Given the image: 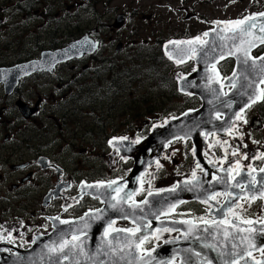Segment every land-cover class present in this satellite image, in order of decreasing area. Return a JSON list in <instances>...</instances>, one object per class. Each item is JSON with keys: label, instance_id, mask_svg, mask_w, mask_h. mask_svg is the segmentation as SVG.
<instances>
[{"label": "flooded vegetation", "instance_id": "af4514ba", "mask_svg": "<svg viewBox=\"0 0 264 264\" xmlns=\"http://www.w3.org/2000/svg\"><path fill=\"white\" fill-rule=\"evenodd\" d=\"M103 1L0 0V264H213L212 259L217 264H264V245L257 247L264 238V63L240 77L236 60L219 57L220 47L215 46L206 73L198 77L199 56L209 44L195 45V56L188 47L169 58L166 45L197 36L173 39L162 47L160 56L167 67L160 81L167 84L157 87L170 94H158L157 101L179 97L188 107L165 119L159 118L161 111L155 108L108 124L111 118L105 115L114 112L109 110L110 101L126 92L120 74L113 68L98 77L95 83L100 89H93L83 100L81 85L100 65L110 62L112 67V61H120L119 55L135 50L136 43L113 39L117 32L121 37L132 34L121 31L141 15L142 6L117 9L108 18L113 22L108 25L107 41L116 44L113 54L107 42L97 37L98 26L81 35L71 24L64 31L60 27L68 16L74 17L75 8L86 6L88 13L95 14V6ZM109 13L105 9L103 16H94L103 20ZM148 13L142 19L150 22L152 14ZM120 18L122 25L116 28ZM218 26L200 37L222 47L229 31L226 26L209 39V32ZM85 35L97 43L91 54L48 68L33 66L43 53L61 51ZM250 57H264V43L255 45ZM161 60L154 62L158 70ZM20 68L27 74L14 82L7 73ZM172 68L176 70L169 72ZM190 77L193 88L215 87L221 99H229L213 113L218 129L200 130L196 140L178 137L161 149L158 142L162 138L156 135V143L145 148L156 131L202 107L195 90L179 88V81ZM103 91L108 95L95 98L96 92ZM238 105L242 118L238 120L236 114L232 121H225L224 110ZM93 116L100 121L90 122ZM123 143L133 148L122 150L118 145ZM134 157L151 160L137 179L131 178ZM113 180L117 183L107 187ZM128 193H133L130 199ZM162 194H167L168 201L160 211L158 196ZM147 198L151 207L144 212L142 204L149 203ZM133 202L138 206L133 207ZM222 220L227 223L221 224ZM126 229L134 234L121 231ZM225 232H232V238ZM233 233L249 235L251 244H257L255 249L231 256L239 241ZM212 235L215 245L208 243ZM207 243L215 258L213 254L208 258ZM159 250L158 257L147 260ZM85 251L93 254L81 260Z\"/></svg>", "mask_w": 264, "mask_h": 264}, {"label": "rangeland", "instance_id": "374dc122", "mask_svg": "<svg viewBox=\"0 0 264 264\" xmlns=\"http://www.w3.org/2000/svg\"><path fill=\"white\" fill-rule=\"evenodd\" d=\"M136 5L142 6L143 12L137 19L129 20L126 28L121 31V33L132 32V34L121 37L122 34L117 32L113 39L136 43L133 45L135 50L119 55L120 61H112V67L109 65L110 62L105 66L100 65V69L95 70L92 76L84 80L81 85L85 91L81 94L83 100L90 95L93 89L96 91L100 89L95 83L98 77L106 76L113 68L120 74V83L125 86L126 92L121 95L120 99L110 101L109 110L114 112L105 115V117L111 118L108 124L116 123L120 119L128 121L137 112L144 114L155 108L161 111L158 114L161 119L171 116V113L179 114L188 107L187 103L179 97H172L167 102L157 101L158 94H170L157 89L160 84H167V81H160L167 71L165 62L161 60L163 55L160 57L162 47L173 39L201 36L204 31L210 30L214 26H226L228 21L243 20L247 17H261L259 14L264 13V0H113L111 2L105 0L94 8L96 16L100 17L104 15L105 9L110 11L103 20L95 17V14L88 13V7H77L71 14L74 17L68 16L60 27L64 31L71 24V28L78 30L81 35L98 26L100 32L97 37L100 36L105 40L104 42H107L109 39L108 25L113 23H109L108 18L113 16L117 9L124 10L126 6L136 8L138 7ZM145 10H149L148 12L152 14L150 22L142 19L143 15L149 14L144 12ZM54 12L56 11L54 10ZM51 17L54 19V14ZM106 45L109 53L113 54L116 44L108 45L107 42ZM155 60H161L159 65L161 70L156 68ZM174 70L176 68L170 69L169 72ZM179 70L176 71V75L180 72ZM106 95L108 93L104 91L100 94L96 92L95 98ZM91 121H100V119L93 116L90 118ZM80 143L81 140L77 142L78 145Z\"/></svg>", "mask_w": 264, "mask_h": 264}, {"label": "water", "instance_id": "95a60500", "mask_svg": "<svg viewBox=\"0 0 264 264\" xmlns=\"http://www.w3.org/2000/svg\"><path fill=\"white\" fill-rule=\"evenodd\" d=\"M116 23L117 24H115V27L119 28L122 25L121 18L120 19H116ZM253 24L256 27V29H254V30H252L253 27H249L250 25H253ZM261 26H264V17L257 18V19H252V20L248 21L247 24H245L243 26L245 29H247V31L244 32V33H241L239 31H236V32L231 31L229 34L224 36L223 41H222L224 45L222 47L219 46V44H216L214 42V40H211L210 42L208 40L207 44H209V45H208L206 53L203 52L199 56V59H200L199 64H200L201 68L198 71L197 76L198 77L199 76H203L206 73V68H207L208 63H209L208 58L211 55H215L210 50H211V48H214L215 46H217V47H220V51H219V55L220 56L222 55V57L235 58L236 63H237L236 72L240 75V77H242L241 75L243 73L247 72L248 69L253 66V61H251L249 59L250 57L249 56L247 58L245 57L244 49H247L248 50V54H249V52L254 48V47H249V42H253L255 45L261 44V42H259L260 41L259 37H264V32L261 31ZM217 31L218 30H216V32ZM209 33H210L209 34V39H210L211 35L214 32H209ZM96 45H97V43H93L88 38V35H85L80 40L69 44V46H67L65 49H63L61 51H55V52H52V53H49V52L43 53L41 55V60L35 62L33 66L35 68H37V69L48 68V67H52V65H54L55 63L68 61V60L73 59V58H80L84 54H91L94 51V48L96 47ZM188 47H189V45H187V44H183V45L179 44V45H177V44L173 43V44H170L169 46L166 47V52L170 56L171 53L176 52L178 49H180V48L185 49V48H188ZM245 60H246V62H245ZM258 63H264V60H262V59L256 60L255 61V66ZM37 65H38V67H37ZM255 66H253V67H255ZM25 73H26V69L25 70H21L19 72V74L12 73V74H14V76H12V78L14 77V79L17 80V79L21 78L23 75L25 76ZM189 79H191V77L187 78V79H184V80H181L179 82V88H180L181 91H182V89L185 90V88L186 89L188 88V89L193 90V91L195 90L196 94L203 101L202 108L199 111H197V112L188 113V114L182 116L180 119L170 122L166 127L156 131L147 140L146 145L144 146L145 148H147V147L150 148V147H152V144L156 143V140H155V136L156 135H160V137L162 138L158 142L159 149H161L167 142H169L171 140H174V139H176L178 137H184V138L191 137V138H194L196 140L195 137H196L197 133L200 130L207 131V132H214V131H216V129H218L219 124H217L215 122V120L213 119V117H212L213 113L219 107H221V106L225 107L227 105V101L229 99L226 98L227 101L221 99L220 95H219V91H217L215 89V87H209V88H206L204 90L202 88H196L195 89L188 82ZM233 94L235 95L234 91H233V93L230 94V96H229L230 99H231V96ZM248 102H251V101H248ZM240 107H242V106H240V105L235 106L233 108H230L227 112H226V110H224L225 111L224 114L227 117V118H225V121H227V122L228 121H232V119L235 117L237 112L240 110ZM223 123H224V121H223ZM127 146H131L133 148V145H125L124 143L121 144V145L120 144L118 145V147H120L122 150L124 148H127ZM134 160H135V165H134V169L132 170V173H131V178H133V179L136 178L137 179L139 173L145 169L146 165L149 164L151 160L144 158L143 160L140 161V160H138L137 157L136 158L134 157ZM111 189L112 188H110V190ZM167 194H162V195L158 196V198L160 199L159 200L160 211L167 206V204H165L166 203L165 201L167 200V197H166ZM147 200H149V203H143L142 204V210H144V212H145V210L147 209L148 206L151 207L150 198H147ZM132 212H134V211H132ZM129 213H131V210H130ZM231 233L227 235L228 239L232 238L231 237ZM212 234H214V233H212ZM214 235H212L211 238L209 237V239H208V243L211 244V245H215V243H216L215 242V237L216 236H214ZM233 236L235 238L238 236L239 237V241L237 242L238 244L237 243L235 244V247H234V249L231 252V253H233V254H231V256H234V255L235 256H240L243 253H245V252H247V251H249L251 249H255V247H253V246H256L257 244H258L257 247L259 245H261V246L264 245V238H260V240H258V243L256 245H252L251 244V240L248 239L249 235L247 236V234L244 237H242L241 235H239V233H237V234L233 233ZM86 240H88V239H86ZM208 243H207V246H206L207 247L206 248V254H207L208 258H209V255L213 254L214 252L210 251V247L211 246ZM224 247H225V245H224ZM92 248H93V250H95L96 245H93ZM234 252H236V253L234 254ZM89 253H90L89 251H85V253L84 252L81 253V255H80L81 256V260L83 258H84L83 260H87L89 255L93 254L92 252H91L92 254L91 253L89 254ZM224 253H225V251H224ZM100 254H102V252ZM159 254H160V250L155 252L154 255H150L147 258V260H150V259L154 260L155 256L158 257ZM103 255H105L104 252H103ZM94 256H96V255L94 254ZM213 257L215 258V255ZM212 260H213V264H215L216 263L215 260L214 259H212ZM82 262H85V261H82Z\"/></svg>", "mask_w": 264, "mask_h": 264}, {"label": "snow or ice", "instance_id": "6c2138e0", "mask_svg": "<svg viewBox=\"0 0 264 264\" xmlns=\"http://www.w3.org/2000/svg\"><path fill=\"white\" fill-rule=\"evenodd\" d=\"M259 15L264 16V13H260ZM250 19H254V17H247V18H245L243 20L228 21V22H226V27L228 28V30H231L233 32L239 31L241 33H244V32L247 31V29H245L243 26L245 24H247L248 20H250ZM217 23H219V22H217ZM249 27H255V25L253 24V25H250ZM261 31L264 32V26H261ZM207 35H208V33L205 32L204 36H207ZM259 39H260L261 43H264V37H259ZM170 43H174V44H177V45H179V44H187V45H189V51L193 54V56H195V53H196L197 49L194 46L199 44V45H201V48H203V45L207 44L208 42L206 40H203L200 36H197L193 40L173 41V42H170ZM254 46H255V44L253 42H249V47H254ZM244 55H245L246 58L248 57V50L247 49H244ZM169 58H171V56ZM221 58H223V57H221ZM261 59L264 60V58H261ZM178 62H182V61H178ZM245 62H246V60H245ZM253 66H255V61H253ZM261 70L264 71V67H262ZM212 71L213 72L216 71L215 70V66H213ZM217 75H218V73H217ZM261 82L264 83V81H261ZM232 86L235 87V84H233ZM225 95H227V94L225 93ZM262 96H264V93H262ZM253 103H255V100L253 101ZM248 106L250 107L251 105H248ZM217 118L219 119V115L217 116ZM241 118H242V116L240 114H237V119L239 120ZM109 143H112V141H110ZM233 154L235 155V153H233ZM159 166H160L159 163H157V167H159ZM197 167H199V164L197 165ZM237 168H239V161L237 162ZM261 171L264 172V169H261ZM193 177L195 178V173H193ZM253 179L255 180V178H253ZM116 183H117V181H114V180L110 181V182H108L107 187H112V185L116 184ZM235 186L239 187L240 185L237 184ZM116 191H119V189H116ZM172 191H175V189H172ZM151 194L152 193L150 192L149 195H151ZM127 195H128V198L130 199L131 196L133 195V193H128ZM227 195H231V193H228ZM262 195H264V194H262ZM214 198L215 197H209V199H214ZM113 199H115V197H113ZM132 206L136 207L138 205H135V203L133 202ZM113 207H115V205H113ZM237 207H240V206L237 205ZM228 211L230 213H232V208L229 207ZM232 214L235 215V213H232ZM245 222L246 223H252L251 221H245ZM62 223H66V221H62ZM205 223H207V221H205ZM225 223H227V221H224V220L221 221V224H225ZM109 228H111V225H109ZM121 231L133 232L132 229H126V230H121ZM133 234H134V232H133ZM106 235H107V232H106ZM225 235L227 236L228 233L225 232ZM73 239L75 240V239H77V237L74 236ZM143 242H144V240H141V244ZM66 244H67V242H65V245ZM61 251H63V246L61 247Z\"/></svg>", "mask_w": 264, "mask_h": 264}]
</instances>
